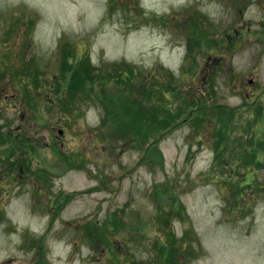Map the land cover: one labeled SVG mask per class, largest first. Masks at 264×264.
<instances>
[{"label":"rangeland","instance_id":"obj_1","mask_svg":"<svg viewBox=\"0 0 264 264\" xmlns=\"http://www.w3.org/2000/svg\"><path fill=\"white\" fill-rule=\"evenodd\" d=\"M63 43L87 56L55 86ZM131 109L161 162L119 141ZM261 119L264 0H0V264H264ZM214 152L233 184L201 178Z\"/></svg>","mask_w":264,"mask_h":264},{"label":"trees","instance_id":"obj_2","mask_svg":"<svg viewBox=\"0 0 264 264\" xmlns=\"http://www.w3.org/2000/svg\"><path fill=\"white\" fill-rule=\"evenodd\" d=\"M60 49H62V50H64V49H66V51H67V53H66V51H65V53L63 54L64 55V57H65V61H63L62 62V65H61V67H62V71H61V73H62V77L61 78H59L57 81H55L56 79H54V85L56 86V85H58V84H61V82L62 81H64V78L68 75V73L73 69V67L75 66V64H76V67L79 69V68H81V66L83 65V64H85V62H84V60H85V57L87 56V54H84V55H82V58H80L79 59V61H76L75 62V64L74 65H71V64H69L68 63V58L69 57H71V52L69 51V50H67V46H66V44H61L60 45ZM65 63H67L68 65H66ZM70 67V68H69ZM24 70V69H23ZM132 71H134V70H132ZM131 71V72H132ZM21 73H23V74H25L24 73V71H21ZM64 73H65V76H64ZM132 73H134V72H132ZM129 75V73L128 74H125L124 73V78L125 79H127L128 77H130V76H128ZM135 75V74H134ZM155 79V77H153V80ZM156 82V81H155ZM157 83V82H156ZM46 85H47V83H46ZM155 86H157V85H155ZM50 87H51V89H53V86L52 85H50ZM158 88H157V91H160V87L159 86H157ZM38 88H40V87H38ZM84 91V93H88V89H84V88H82V79H81V74H79V79L76 81V89L74 90V91H72L71 92V94L72 93H75V92H77V91ZM56 91H57V89H56ZM55 91V92H56ZM62 92H64L65 93V89H63V91ZM62 92H60V94L62 93ZM139 94H141V92L139 91V92H136V95H139ZM74 96V95H73ZM126 96H129V95H126ZM161 96H164V97H166L165 95H164V93L163 92H161ZM75 97V96H74ZM120 98H122V97H120ZM160 98V97H159ZM72 103V102H71ZM137 103H139V102H136L135 104H133L132 106L133 107H137ZM73 105L75 104V103H72ZM27 105H28V107L33 111L34 110V106H33V103H31L30 101H27ZM157 105H159V104H157ZM162 104H160V109H154V111L155 112H157L156 113V124L160 127L161 126V128H162V130H160V131H155L156 133H163L162 135H164L166 132H168V131H173V130H169V128L170 127H172V126H174V125H176L177 123H173V122H176L177 121V119H180L181 117H180V115H179V111H175V112H171L170 110H168V112L169 113H167V112H165V110L163 109V107L161 106ZM223 111L225 112V113H228V114H226L224 117H223V119H222V128H221V130H220V132H218L217 133V136H218V138L220 137L221 138V142L222 143H224V144H226V141H228V140H230L231 138H230V136H229V134L228 133H230L231 132V129L229 128V125H228V123H230L231 121H232V119H233V117H234V115H235V113H236V111L235 110H233V112L231 111V112H228L227 110H225V109H223ZM130 112H132V113H134V115L130 118V123L127 125L126 124V127H128L129 128V130H130V136L129 137H126V136H122L121 138H122V140H119L121 143H124V144H127L128 146H131L132 148H134V149H136V150H139L140 151V153H141V155H142V158H141V163H143V164H149V165H154L158 160L159 161H161V159H162V156L160 155V150L158 149V147H157V145L156 144H153V143H150V144H147L148 142H146L145 143V141H143L144 140V138H146V137H148L149 135H151V133L148 135V136H144V137H140V136H137L136 135V132L135 131H138V129L143 125V124H145L144 126L148 129L149 127H148V125H147V120L144 118V116L145 115H149L150 114V110H149V112H147V111H145V112H142V113H138V112H135L133 109H131L130 111H129V113ZM35 113V112H34ZM129 113H128V115H129ZM205 113H212L209 109L207 110V111H205V109L198 115V117H199V119L200 120H202L203 118H202V114H204L205 115ZM258 113H260V111L258 112ZM35 116H36V114H35ZM164 117V118H163ZM36 118H37V116H36ZM163 118V119H162ZM197 120V119H196ZM126 120H125V118H124V116L121 118V121L119 120L117 123H114V127H115V129L117 128V126L119 125H121L122 123H124ZM1 127V126H0ZM126 129V128H125ZM168 130V131H167ZM110 134H112V133H110ZM112 136L113 137H115L114 136V134H112ZM118 136L120 137V133L118 134ZM155 137V136H154ZM5 138L2 136V135H0V142H4L3 140H4ZM116 139V138H115ZM245 139V138H244ZM254 139H256L257 140V138H256V136L254 137V138H249V139H247L248 141H252V140H254ZM232 140V139H231ZM237 141H238V138L236 139ZM261 142V141H260ZM259 142V143H260ZM13 145L14 146H16L17 144H15V143H13ZM25 145V144H24ZM23 145V146H24ZM116 145V144H115ZM114 145V146H115ZM23 148V153H27V154H32L33 152H30L29 151V147H22ZM10 152L13 150V146L11 145L10 146ZM260 150H264L263 149V147L260 145L259 146V148H257V149H254V152L257 154V152L258 151H260ZM214 154V161H213V163H212V168L211 169H209L207 172H205V173H203V174H201V178L202 179H204V180H206V181H208L209 183H212L213 181H216L217 183H218V185L220 186L221 184H227L228 185V183H230L231 182V184H233V181L231 180V177L233 176H230V177H223V176H218V174L217 175H214V174H216V171H217V168H214L215 166H217V162H220V161H223L222 160V156L220 155V154H217L216 152H214L213 153ZM3 156H8L6 153H5V155L3 154ZM247 156H249V154L247 153V151H244V154H242L240 157H241V160L242 161H244L247 165H249V163H251V161H250V158L251 159H253V157L252 156H254V155H252V156H249V158L247 159ZM231 171H233V169H231ZM234 172V171H233ZM228 195L229 194H226V197L228 198ZM109 218V217H108ZM109 225V222L108 221H106L105 223H104V228H101V230H100V232H99V236L101 237H104V231H105V229L107 228V226Z\"/></svg>","mask_w":264,"mask_h":264}]
</instances>
